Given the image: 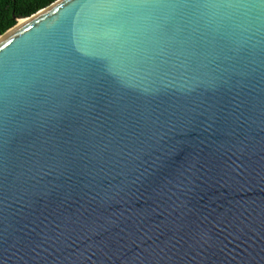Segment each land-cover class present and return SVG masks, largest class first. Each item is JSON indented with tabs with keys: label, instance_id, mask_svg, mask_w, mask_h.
Returning a JSON list of instances; mask_svg holds the SVG:
<instances>
[{
	"label": "water",
	"instance_id": "water-1",
	"mask_svg": "<svg viewBox=\"0 0 264 264\" xmlns=\"http://www.w3.org/2000/svg\"><path fill=\"white\" fill-rule=\"evenodd\" d=\"M86 3L0 36V264H264V0Z\"/></svg>",
	"mask_w": 264,
	"mask_h": 264
},
{
	"label": "trees",
	"instance_id": "trees-1",
	"mask_svg": "<svg viewBox=\"0 0 264 264\" xmlns=\"http://www.w3.org/2000/svg\"><path fill=\"white\" fill-rule=\"evenodd\" d=\"M56 0H0V36L18 20L28 18Z\"/></svg>",
	"mask_w": 264,
	"mask_h": 264
},
{
	"label": "snow or ice",
	"instance_id": "snow-or-ice-1",
	"mask_svg": "<svg viewBox=\"0 0 264 264\" xmlns=\"http://www.w3.org/2000/svg\"><path fill=\"white\" fill-rule=\"evenodd\" d=\"M149 0H87L86 6L104 10L118 7H143L148 5Z\"/></svg>",
	"mask_w": 264,
	"mask_h": 264
},
{
	"label": "bare ground",
	"instance_id": "bare-ground-1",
	"mask_svg": "<svg viewBox=\"0 0 264 264\" xmlns=\"http://www.w3.org/2000/svg\"><path fill=\"white\" fill-rule=\"evenodd\" d=\"M22 23V22H21ZM21 23H19V24H21Z\"/></svg>",
	"mask_w": 264,
	"mask_h": 264
}]
</instances>
